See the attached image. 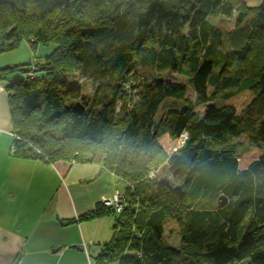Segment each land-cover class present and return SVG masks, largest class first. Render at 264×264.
Instances as JSON below:
<instances>
[{"label":"trees","instance_id":"1","mask_svg":"<svg viewBox=\"0 0 264 264\" xmlns=\"http://www.w3.org/2000/svg\"><path fill=\"white\" fill-rule=\"evenodd\" d=\"M232 12L228 0H0V54L22 41L32 50L56 44L39 62L0 70V77L24 74L6 87L14 153L101 160L125 185L122 210L106 208L113 236L96 264H264V154L240 170L233 142L247 134L252 145L264 144V1L239 9L225 33L208 21ZM233 61L257 65L228 75ZM136 68L187 75L202 103L208 87L219 88L224 105H206L200 116L168 110L173 122L165 128L156 115L169 101H185L186 85L127 82ZM31 70L34 77L25 78ZM74 71L94 83L91 102L66 87ZM140 87L141 100L114 124L118 104L125 107ZM182 132L187 138L173 156ZM172 156L181 186L145 181L151 169L159 177L158 163ZM220 195L227 201L218 207ZM168 219L179 227L177 247L163 237Z\"/></svg>","mask_w":264,"mask_h":264},{"label":"crops","instance_id":"2","mask_svg":"<svg viewBox=\"0 0 264 264\" xmlns=\"http://www.w3.org/2000/svg\"><path fill=\"white\" fill-rule=\"evenodd\" d=\"M16 58L0 62V70L22 62ZM12 75L0 79L18 78ZM12 133L8 91H3L0 264H96L102 246L113 236L114 218L101 200L122 192L120 181L101 160L49 162L15 154ZM99 208L103 214L85 216Z\"/></svg>","mask_w":264,"mask_h":264},{"label":"rangeland","instance_id":"3","mask_svg":"<svg viewBox=\"0 0 264 264\" xmlns=\"http://www.w3.org/2000/svg\"><path fill=\"white\" fill-rule=\"evenodd\" d=\"M232 6L233 12L231 16H225V15H212L208 17V21L218 30H220L222 33H225L226 31L232 29L235 25L236 16L239 9H242L243 7L246 9L252 8L254 6L259 5L264 0H228ZM56 47V44L54 42H47L43 44L37 45L35 50H32L29 45L22 41L20 45L9 52H6L5 55L0 56V62L5 63L7 61H16L18 56L22 62L19 64H14L12 66H19V65H26L33 63V61L39 62L42 60L45 56L50 55L54 48ZM25 48V49H22ZM224 50H227L226 43L223 44ZM262 56H264V53H261ZM255 59H258L255 57ZM234 62V61H233ZM237 64L234 62L232 65H230L227 69V73L232 74L238 73L241 74H250L256 67V62H249L245 63L243 65ZM14 75L10 76L12 78H15L18 76V78L22 79L24 74H21L19 71L14 70ZM43 71H38L37 74L40 76H43ZM12 74L11 72L8 73V75ZM158 78L159 80L163 81H169V82H177L182 83L186 85L187 92L185 96V101H169L167 103V107L165 110H161L162 113H159L156 115L158 117L157 121L161 119V124L163 127L168 128L170 123L173 122L172 117L168 114V110L172 111H182V110H189L191 114H194L196 116H200L203 113L204 107L206 105H212L214 107H220L224 105V102L220 99H218V94L221 92V89L216 87H208V94L210 97V100H208L206 103H202L197 100L195 97L193 91L190 88L189 84V78L187 75L177 73L175 71L171 70H154V69H141L136 68L134 71H132L128 77H126L127 82L134 81L133 79L137 80H143V83H149L153 79ZM1 80V79H0ZM123 83L122 87L125 88L128 87V83ZM66 87L70 88H77L79 90V96L81 98L87 99L89 102H91V98L94 93V83H92L90 80L81 77L77 71H74L67 82ZM123 87V88H124ZM6 91V90H5ZM141 87L138 88L137 92L131 93L129 97L125 99L126 104L124 107H116V114L114 115V124L118 123V120L122 117L123 113H125V110H132L134 105L141 100ZM125 108V109H124ZM124 109V110H123ZM161 115V116H160ZM119 129V124L114 125V130ZM184 134V132H182ZM120 139V138H119ZM186 140V139H185ZM185 140L182 139L181 135L177 139L174 147L172 148V154L173 156L178 152L179 148L183 146ZM234 146L236 149V155L238 161V168H244L247 166L251 161L258 159L262 154H264V144H262L260 147L254 146L249 142L248 135L242 134L240 137L235 139ZM171 158V157H170ZM165 159L164 161L158 163L157 168L161 170V175L159 177H156L154 170H150L146 177H144L145 181L148 182H159L164 184L169 189H173L175 187L181 186L183 183V177L181 175H174L173 174V166L171 164L172 159ZM118 182V179H117ZM118 189H121V191L124 190L125 185L121 182L118 184ZM216 204V199L210 200L209 202L205 203L203 206L204 208H212ZM136 208L135 205H132V209ZM113 215V214H112ZM114 216V215H113ZM114 221V220H113ZM164 240L170 244L173 247H177L179 245V227L178 225L172 221L167 220L164 224V234H163Z\"/></svg>","mask_w":264,"mask_h":264},{"label":"built area","instance_id":"4","mask_svg":"<svg viewBox=\"0 0 264 264\" xmlns=\"http://www.w3.org/2000/svg\"><path fill=\"white\" fill-rule=\"evenodd\" d=\"M34 74H35V72L33 70H31L25 76V78H33L34 77ZM11 83L12 82L10 80H0V92L5 91L6 90V87L9 86ZM128 87L130 88L129 85H128ZM125 89H128V88H125ZM12 135H13L14 138H18V136H17L16 133H12ZM181 137H182L183 140H185L187 138V134L184 132V134H181ZM101 202H102V204L104 206L112 209L113 211H115V213H118V212H120L122 210L123 204L125 202V197L122 194V192L115 191L114 194H113V196H112V198H110V199L102 198Z\"/></svg>","mask_w":264,"mask_h":264},{"label":"water","instance_id":"5","mask_svg":"<svg viewBox=\"0 0 264 264\" xmlns=\"http://www.w3.org/2000/svg\"><path fill=\"white\" fill-rule=\"evenodd\" d=\"M173 156L170 158L172 159ZM227 199L224 195H220L218 198H217V206L220 207V206H223L225 203H226Z\"/></svg>","mask_w":264,"mask_h":264}]
</instances>
